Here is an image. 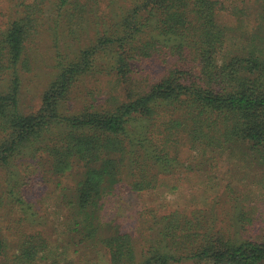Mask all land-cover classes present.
Here are the masks:
<instances>
[{
    "label": "trees",
    "instance_id": "obj_1",
    "mask_svg": "<svg viewBox=\"0 0 264 264\" xmlns=\"http://www.w3.org/2000/svg\"><path fill=\"white\" fill-rule=\"evenodd\" d=\"M19 6L0 30V264H80L88 248L103 251L106 264H264V233L252 235L232 182L239 167L264 168V0ZM249 6L255 17L246 30L236 15ZM222 8L236 17L234 29L220 21ZM92 24V37L76 35L75 25ZM42 34L53 63L38 107L27 112L24 74L36 70L30 46ZM141 63L156 65L157 76L77 105L83 82L130 83ZM220 166L228 175L223 207L153 216L145 235L115 225L119 196L156 190L180 174L209 178ZM74 170L76 186L58 189L70 206L69 237L53 243L33 224L26 195L33 200L34 184ZM223 212L237 222L219 219Z\"/></svg>",
    "mask_w": 264,
    "mask_h": 264
},
{
    "label": "rangeland",
    "instance_id": "obj_2",
    "mask_svg": "<svg viewBox=\"0 0 264 264\" xmlns=\"http://www.w3.org/2000/svg\"><path fill=\"white\" fill-rule=\"evenodd\" d=\"M24 1L29 2V0H0V30L5 28L9 19L20 14L19 4ZM90 1L91 0H89V2ZM101 1L102 9L100 10H104L109 6V0ZM226 4H228V2H226ZM46 10L48 12V8H46ZM253 13V7L249 6L244 14L236 15L240 20L239 25H241L242 29H250L253 24V18L255 17ZM47 16L45 18H47ZM236 17L225 8L219 11L220 21L223 24H227L229 27H233V29L234 25L237 24L235 20ZM92 26L93 24L90 28L78 29V26L75 25L74 30L76 35L80 38L87 36L92 37L94 35ZM230 34L233 39L239 36L237 33H234V31ZM68 36L70 35L65 36V38ZM46 39L47 37L42 34L41 39H39L38 42H33L30 46V52L31 54L33 52V58H35L37 62L33 64V69L35 67L36 70L34 69L32 74H24L25 83L22 104L27 112L34 111L38 107L40 92L48 80L49 66L51 67L53 63L52 53L48 47V40ZM138 67L135 73L138 74L137 78H134V80H132L133 82L130 83H128V81L126 83L119 80H111L108 76H101L98 80H93L91 82H83L78 89L84 97L82 99H77V105H80V102L85 100L91 102V95L98 103H102L107 97L121 96L124 94V90L127 87L137 88L142 86L147 83L148 79L155 78L159 71L157 66L151 63H141ZM226 172L227 169L220 166L214 170L209 178H207V175L203 174L199 176L194 174H180L177 175V177L167 180L164 183L165 185L159 186L156 190L149 192H127L119 196L116 206L113 207L116 213L114 223L120 228H127L145 235L146 233L148 234L149 231L147 228L154 226L151 221L153 216H160L165 212L167 213L173 210H185L190 212L194 209H208L213 205L219 208L223 207L228 198L224 190V184L228 181V175H225ZM78 175H80V171L74 170L69 175L56 179L55 181H46V183L42 181L45 183L43 186L34 184V193H32V195H34L33 200H31L30 194L27 193L26 195L30 197L29 200L25 199L30 206L29 209L26 208L29 210L28 215H34L36 220L33 224L35 226L41 224L42 226H37L36 229L44 230L46 237L53 243L57 242L58 239H66L69 237L67 233H63L67 228L64 227L65 224L63 220L70 206L68 205V201H63L60 200L61 198H58L60 197L59 195H61L58 189L64 191L66 188L76 186V182L81 179ZM28 176V174L24 175L23 179L27 180ZM232 176H234L232 182L235 193L238 194L239 202L243 205L246 204V215L248 218L252 219L253 223L250 225V227L254 229L252 235H262L264 233V168L255 166L239 167ZM35 182H37V180H35ZM58 182H60L61 185H59ZM238 212L239 211L236 210L234 213ZM235 215L236 214L229 215L223 212L219 214L218 217L219 219H225L224 222L226 223L227 218L234 217L236 220L237 216ZM88 252H91V254L88 255ZM80 255V264L107 263V257L104 252L96 248H88L85 252L82 251ZM177 264L200 263L183 261Z\"/></svg>",
    "mask_w": 264,
    "mask_h": 264
}]
</instances>
